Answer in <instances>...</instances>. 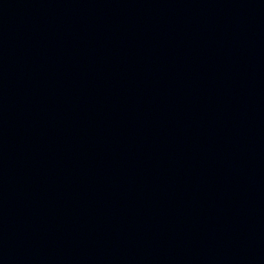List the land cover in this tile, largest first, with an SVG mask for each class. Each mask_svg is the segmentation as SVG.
I'll return each instance as SVG.
<instances>
[{
    "label": "water",
    "instance_id": "obj_1",
    "mask_svg": "<svg viewBox=\"0 0 264 264\" xmlns=\"http://www.w3.org/2000/svg\"><path fill=\"white\" fill-rule=\"evenodd\" d=\"M0 264H264V0H0Z\"/></svg>",
    "mask_w": 264,
    "mask_h": 264
}]
</instances>
